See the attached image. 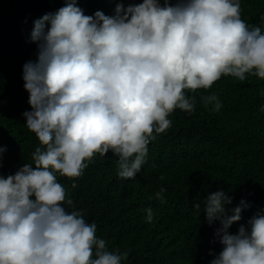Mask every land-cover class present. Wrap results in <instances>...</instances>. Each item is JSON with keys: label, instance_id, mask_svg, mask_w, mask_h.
Returning <instances> with one entry per match:
<instances>
[{"label": "clouds", "instance_id": "9594fccd", "mask_svg": "<svg viewBox=\"0 0 264 264\" xmlns=\"http://www.w3.org/2000/svg\"><path fill=\"white\" fill-rule=\"evenodd\" d=\"M31 41L38 52L23 65L31 106L23 115L41 146L32 163L0 175V264H123L128 252L108 250L57 173L78 178L97 153L111 152L117 175L135 178L169 116L195 110L185 90L209 89L222 76L264 79V31L242 20L240 0L121 2L112 16L86 15L67 0L34 21ZM203 100L222 107L216 94ZM165 191L155 193L162 203ZM233 200L221 188L203 201L223 246L210 264H264V209L232 234L251 207L242 199L229 208ZM146 212L150 223L153 210Z\"/></svg>", "mask_w": 264, "mask_h": 264}, {"label": "trees", "instance_id": "16d2710c", "mask_svg": "<svg viewBox=\"0 0 264 264\" xmlns=\"http://www.w3.org/2000/svg\"><path fill=\"white\" fill-rule=\"evenodd\" d=\"M121 2L128 6L143 0H78V6L86 15L102 11L112 16ZM66 3L0 0V147L7 149L0 175L5 177L32 163V153L41 146L23 115L31 111L23 65L36 60L38 52L31 41L34 21ZM240 4L242 20L264 31V0ZM185 91L195 98V110L176 109L169 116L170 128L149 143L135 178L117 175L118 157L111 152L97 153L78 178L57 173L75 210L96 223V236L107 242L108 250L128 252L123 264H210L223 246L214 236L219 222L209 226L203 201L221 188L234 198L229 208L242 199L251 205L232 225V234L264 209V79L222 76L209 89ZM211 94L222 103L219 111L203 100ZM161 188L166 189L163 203L155 198ZM148 208L153 210L150 223Z\"/></svg>", "mask_w": 264, "mask_h": 264}]
</instances>
